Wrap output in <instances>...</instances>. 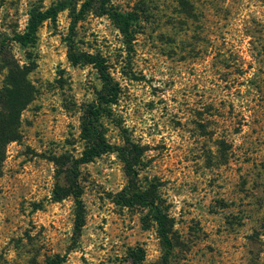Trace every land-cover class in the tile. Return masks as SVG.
<instances>
[{"label":"rangeland","instance_id":"rangeland-1","mask_svg":"<svg viewBox=\"0 0 264 264\" xmlns=\"http://www.w3.org/2000/svg\"><path fill=\"white\" fill-rule=\"evenodd\" d=\"M67 0H0V41L23 32L32 9ZM84 0H74L76 11ZM74 4V7H75ZM135 11L133 41L102 14L100 1L72 33L100 56L120 86L102 117L107 139L141 146L138 187H152L171 220L169 264H264V0H108ZM74 10L40 27L34 46L9 41L35 99L22 111L20 141L0 177V264H161L163 244L147 209L115 201L127 184L107 152L82 165L85 225L75 241L73 197L52 198L53 155L78 157L81 119L104 91L91 65H73L67 38ZM8 69L0 61V87Z\"/></svg>","mask_w":264,"mask_h":264},{"label":"trees","instance_id":"trees-1","mask_svg":"<svg viewBox=\"0 0 264 264\" xmlns=\"http://www.w3.org/2000/svg\"><path fill=\"white\" fill-rule=\"evenodd\" d=\"M97 0H84L76 11L74 0L59 1L45 10L32 9L28 23L23 32L3 37L0 41V61L8 69L5 83L0 87V177L3 173L7 147L13 141H20L22 111L35 99L36 90L29 79V74L36 67L20 64L9 53L7 43L17 41L22 46H34L38 39V32L47 20L55 21L60 12L67 8L74 10L71 22L70 35L67 38L68 59L73 65H91L99 74L104 91L98 98L85 107L81 119L80 138L83 140V149L80 156L75 157L67 153L53 155L51 161L55 165V184L52 198L61 201L73 197L75 201L74 236L75 241L81 236L85 225V206L82 199L84 193L81 183L82 165L94 161L107 152H116L121 158L128 178L126 186L116 194L115 201L124 207L133 208L140 205L147 209L142 217L143 225L149 227L153 221L163 244L164 253L161 264H169L174 243L171 236V220L164 211L152 187H138V172L136 164L142 161L140 145L128 141L125 144L110 142L104 132L102 117L107 113V105L117 102L120 86L112 76L106 62L98 55L80 51L72 35L78 21L93 7ZM101 13L108 15L117 23L126 42L133 41L138 14L135 11H121L108 5V0H99ZM75 4V7H74ZM131 264H145L146 251L142 246H135L129 251ZM65 256L57 254L48 259V264H63Z\"/></svg>","mask_w":264,"mask_h":264}]
</instances>
